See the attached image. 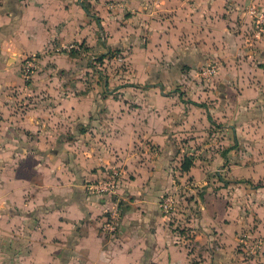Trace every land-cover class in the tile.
<instances>
[{"label": "crops", "instance_id": "crops-1", "mask_svg": "<svg viewBox=\"0 0 264 264\" xmlns=\"http://www.w3.org/2000/svg\"><path fill=\"white\" fill-rule=\"evenodd\" d=\"M251 4L264 0H0V264H264V186L249 183L264 171L210 179L213 161L232 162L233 119L264 103ZM98 56L108 75L93 93ZM177 81L207 106L173 107L161 86ZM174 108L187 110L182 131L190 109L197 128L231 132L228 149L212 138L188 154L191 139L172 134ZM116 166L122 218L109 238L105 200L86 186ZM171 191L177 206L165 218L159 200ZM242 229L261 252L249 253Z\"/></svg>", "mask_w": 264, "mask_h": 264}, {"label": "rangeland", "instance_id": "rangeland-1", "mask_svg": "<svg viewBox=\"0 0 264 264\" xmlns=\"http://www.w3.org/2000/svg\"><path fill=\"white\" fill-rule=\"evenodd\" d=\"M113 52V51H111ZM110 52V53H111ZM94 65L96 68H94V77L92 81H88V85L93 86V93H100V90L103 89L102 82L104 80V77H107L108 73L106 71V68H99L97 64L102 63L101 56L95 57L94 58ZM100 76H103L100 78ZM99 77L100 81L97 80ZM111 86H114L115 83H111ZM134 88H141L143 90H147L150 87L149 83H131ZM109 86V87H111ZM183 83L177 81V82H172L167 83L165 86L164 84L161 86V89H164L167 93L171 94L172 98V105L173 107L181 105H187L189 107L194 106L198 107V105H195L193 103H190L188 101L190 100H198L199 97L197 96V93H186V90H183ZM133 91V87L127 89V85H123V93H127L126 91ZM129 93V92H128ZM180 94V95H179ZM200 94V93H198ZM188 100V101H186ZM199 103H204L205 106L206 103L203 102L202 100L197 101ZM258 106L255 105H250L246 107V110H242L241 114L238 115V117L233 119L234 125L238 128L234 131L236 140L233 142L234 144L231 146V152L232 153V159L230 161H221V162H212L211 163V170H212V177L210 178L211 180L214 178L213 183L216 182V176L218 175L219 171L223 175H228L229 171L234 170L235 173H237V182H244L243 174L245 172H251L254 174L257 173H262L264 171V123L260 120L262 117V109L264 107H261V104L264 105L261 101H258ZM256 106L257 108H253ZM253 110V111H252ZM252 112L255 114L253 117H251ZM182 113V115L180 114ZM184 115H187V110H176L174 108V112L172 113L173 116V122H174V127L176 128V131L173 130L172 134L174 139L179 140L180 142L182 141H187L188 139H191V143H193L189 148H188V154H192L190 151L193 153H200L203 147L201 146L204 144L205 141L208 142V139L216 138L220 139L223 142H221L222 145L221 149H228L229 145L227 144L228 139H232V134L229 131L224 132V130L218 129L216 125L210 124L209 127L206 126H199L197 128V124L200 122V116L197 113L194 112H188V115L191 117L190 123L191 126L189 129L182 131L180 128H178V125L181 123V116L184 117ZM251 118V119H250ZM209 120V119H208ZM210 121V120H209ZM242 122V123H238ZM244 122V123H243ZM263 125V126H262ZM183 133V134H182ZM196 133V134H195ZM193 140V142H192ZM224 141L226 144H224ZM228 151V150H227ZM261 175V174H259ZM241 177V178H240ZM241 179V180H240ZM254 182H249L250 184L253 183V185H259V186H264V177H258L253 179ZM210 183V181H208ZM245 184V183H243ZM212 186V183H210ZM220 185V184H217ZM203 187H206V185L199 186V188L196 190L197 194L202 193ZM187 189V188H183ZM182 195L185 196L184 191L180 192ZM190 195H187L185 197H189ZM180 201V199H178ZM179 201H178V207H179ZM243 233L244 230L242 229L241 235L242 238L245 239L247 238L246 235ZM255 238V237H254ZM257 239H259L257 237ZM261 240V239H260Z\"/></svg>", "mask_w": 264, "mask_h": 264}, {"label": "built area", "instance_id": "built-area-1", "mask_svg": "<svg viewBox=\"0 0 264 264\" xmlns=\"http://www.w3.org/2000/svg\"><path fill=\"white\" fill-rule=\"evenodd\" d=\"M246 12L250 17L252 28L256 39L261 38L264 34V7L251 4L246 7ZM75 48L76 45H70ZM36 68V59L34 55L25 57L22 61V76L25 80L30 79ZM216 64L210 63L201 70L202 75L208 76L214 73ZM122 170L120 167H112L104 172L86 186L89 193L101 197L105 200V208L100 229L106 233L109 238H114L121 224L122 207L119 198V188L121 185ZM161 214L165 218L173 215L177 206V197L174 192H165L159 200ZM245 247H248L252 255L261 252L262 241L254 238L251 242L244 239Z\"/></svg>", "mask_w": 264, "mask_h": 264}, {"label": "trees", "instance_id": "trees-1", "mask_svg": "<svg viewBox=\"0 0 264 264\" xmlns=\"http://www.w3.org/2000/svg\"><path fill=\"white\" fill-rule=\"evenodd\" d=\"M84 8L86 9V11H88L86 7H84ZM191 103H193L195 105H198V106H204L203 103H198V102H195V101H191ZM208 119L211 121V118H209V116H208ZM190 164H191V159H190L189 156L188 157L186 156L182 160L181 168L184 169V170H186V169H188V167L190 166Z\"/></svg>", "mask_w": 264, "mask_h": 264}]
</instances>
